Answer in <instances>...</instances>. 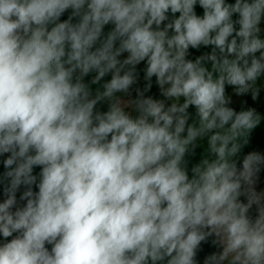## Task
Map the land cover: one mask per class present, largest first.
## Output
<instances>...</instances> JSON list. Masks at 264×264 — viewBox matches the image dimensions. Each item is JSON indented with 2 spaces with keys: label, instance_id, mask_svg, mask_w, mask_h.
<instances>
[{
  "label": "clouds",
  "instance_id": "clouds-1",
  "mask_svg": "<svg viewBox=\"0 0 264 264\" xmlns=\"http://www.w3.org/2000/svg\"><path fill=\"white\" fill-rule=\"evenodd\" d=\"M262 91L264 0H0V264H264Z\"/></svg>",
  "mask_w": 264,
  "mask_h": 264
},
{
  "label": "crops",
  "instance_id": "crops-1",
  "mask_svg": "<svg viewBox=\"0 0 264 264\" xmlns=\"http://www.w3.org/2000/svg\"><path fill=\"white\" fill-rule=\"evenodd\" d=\"M153 93L158 95L155 88H153ZM243 100L247 101V105H244V107H255L257 111L261 112V114L264 115V91L261 92L260 97L256 101H253L250 96L235 99L234 106L239 109L242 106ZM248 151H259L261 153H264V131H261L260 128L254 130L252 135L250 136L249 144L244 149L245 153ZM0 171H2V166H0ZM259 187L264 188V172H262L261 174ZM215 250V248L205 245L204 252L201 253V259L205 254H210Z\"/></svg>",
  "mask_w": 264,
  "mask_h": 264
}]
</instances>
